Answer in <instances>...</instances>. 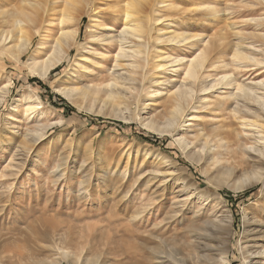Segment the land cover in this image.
<instances>
[{
    "label": "rangeland",
    "instance_id": "obj_1",
    "mask_svg": "<svg viewBox=\"0 0 264 264\" xmlns=\"http://www.w3.org/2000/svg\"><path fill=\"white\" fill-rule=\"evenodd\" d=\"M12 1L10 6L17 4V0ZM122 1L90 0L87 7L89 14L78 26L82 30L79 41H89V30L99 34L101 31L97 25L106 20L104 24L112 25L117 18L115 11L123 5ZM166 1L175 8L169 12L168 9L160 13L153 11L152 14L165 20L158 24L160 28L168 27V33L181 29L204 40L219 31L233 34L230 25L234 29L236 27V31L254 33L255 27L246 26L244 21L264 16V5L256 0ZM52 2L48 0L50 5ZM209 6L220 11L218 20ZM59 12L60 9L55 16L44 17V22L38 26L41 35L35 37L33 47L24 57L25 62L18 64L8 56L4 58L0 50V89L9 81L12 83L10 95L0 105V264H88L90 261L92 264H157L156 258L167 253L171 264H176L181 257L188 260L198 258L203 252L195 247L188 229L197 225L198 220L199 224L204 220L201 216L196 217V210L176 215L180 209L177 202L181 198L176 192L179 187H184V182L186 185L198 184L205 189L210 197L207 204L211 208L213 205L212 209H227L232 215L231 228L215 234L218 238L213 243V255L220 257V252L227 251L230 264H247L248 253L244 248L249 245L248 251H256L253 245L258 235L254 228L259 224L264 227V186L257 180L245 182L243 179V173H248L249 162L243 149L246 144H254V136L250 133L237 139L233 163L226 164V167L236 165L241 171L221 181L212 179L211 175L205 176L202 166L190 160L173 135H159L145 126L150 117L155 118L162 110L160 105L141 111L136 105L126 109L118 101L116 107L120 109L115 107L116 114L126 118L121 120L109 114L110 108L105 110L109 114L105 117L99 115L96 107H90L88 102L65 98L57 89L64 84L87 83L90 79L80 75L98 74L99 59L91 57L90 63H86L83 54L77 57V51L73 50L51 77L39 80L33 76L26 62L37 54L42 41L47 43L40 55L46 57L51 49L50 42L61 32ZM158 25L152 22L155 36ZM121 26L119 24L117 29ZM259 29L264 33V27ZM194 42L202 48L203 44L197 40ZM196 53L198 49L173 52L187 59ZM211 70L213 68H209L204 76L208 77L205 84L214 79L215 72ZM236 72H233V77H238V83L254 85L264 81L262 66L260 69L250 67ZM178 75L177 78L184 79L182 73ZM33 79L46 86L34 83ZM30 95H36L44 102L41 118L25 111L24 99ZM208 96L211 101L216 100L212 92ZM69 108L73 109L72 112ZM136 108L138 114L135 113ZM202 112L195 111V115L189 117L194 118L185 124L182 134L193 137V133L209 131L220 123H229L235 136L242 133L243 129L232 118L230 111L218 112L220 116L218 113L212 116L209 112ZM61 117L65 121L63 124L49 128L37 144L29 142L42 125L55 123ZM195 117L200 118L195 120ZM20 144L23 148L19 147ZM162 159L176 165V186L162 175L165 171ZM159 163L161 166H158ZM244 183L249 185L236 189ZM19 254L21 257H15Z\"/></svg>",
    "mask_w": 264,
    "mask_h": 264
},
{
    "label": "bare ground",
    "instance_id": "obj_2",
    "mask_svg": "<svg viewBox=\"0 0 264 264\" xmlns=\"http://www.w3.org/2000/svg\"><path fill=\"white\" fill-rule=\"evenodd\" d=\"M52 1L50 5L48 0H17L16 5L10 6L12 0H4L3 2L0 0V50H2L4 58L8 56L18 64L25 62L24 57L29 54L33 47L35 37L41 35L39 31L41 28L38 26L46 15L55 16L57 10L60 9L59 24L62 27L59 31L61 32L58 37L50 42L51 49L46 53V57L40 55L47 43L42 41L39 42L37 54H34L26 62L33 76L39 80L51 77L52 73L71 56L73 50L77 51V57L83 54L82 57L86 63H90L91 57L97 58L99 59L97 63L99 65L98 74L80 75V77L90 80L87 83L64 84L57 89L58 92L70 101L78 100L90 103V107H96L95 111L99 115H105L106 117L111 113L119 119L121 118V120H126V118L122 117L120 113L116 114L115 107L118 101L125 108L136 105L140 110L149 106L159 107L160 105L162 110L158 115L156 114L155 118L150 117L145 126L159 135H173L176 142L179 143V147L183 149L190 160L202 166V172L205 176L211 175L212 179L221 181L223 178L234 176L237 171H241V168L237 170L236 165L226 167V164L233 163L232 157H235L236 147H238L237 139L249 136L251 133L255 141L254 144H246L243 149L244 153L248 155L249 161L247 163L248 173H243V179H245V182L257 180L264 186V81L254 83V85L252 83L242 84L238 83V77H233V72L235 71V74H237L236 70L239 69L243 71V69L250 67L260 69L262 66L264 68V33L259 29L264 27V16L244 21L246 26L255 27L254 33L236 31V27L234 29L233 25H230L233 34L229 35L228 32L224 34L219 31L213 36H209L208 40H204L200 36L189 34L181 29L168 33L169 28L165 25L164 29L160 28L158 24H162V21L165 20H162L163 18L159 15L155 18V15L152 14L154 12L160 13L163 9L165 11L168 9L169 12L175 8L173 3V6H171L166 0H123V5L115 11L117 18L113 21V24H104L107 20L98 24V30L101 31L99 34L89 30V41L85 43L79 41L82 30L78 29V26L83 18L89 14L87 7L90 0ZM256 1L264 5V0ZM209 10L213 12L216 20H218L220 11L213 6H209ZM164 15L162 14V16ZM152 20L155 25L159 26L156 36L153 35L156 30L155 26H152ZM119 24L122 26L117 29ZM114 32L117 34H114ZM231 37L234 39H231ZM196 40L203 44L202 48L198 47L197 42H194ZM165 47H168V49L165 50ZM179 49L186 51L198 49V53L187 59L178 56V54H173ZM81 68L86 71L84 66H81ZM209 68H213L215 75L212 81L209 79L210 83L205 84L208 77L204 78V76ZM180 73L184 75L183 80L177 78ZM170 74L173 77H168ZM11 85L12 83L9 81L0 89V105L5 103L6 98L10 95ZM210 92L216 97L214 102L208 96ZM24 100L25 111L41 118L44 114L41 111L44 106L43 100L36 95H30ZM98 105H101V107ZM137 108L136 112L134 111L135 113H137ZM106 109L110 110L109 114V110L105 113ZM195 111L209 112L208 114L212 116L214 113L230 111L232 118L238 121L239 126L243 129L242 133L235 136L229 123H220L209 131L201 130L193 133V137L182 134V128L194 118L189 117L195 115ZM64 122V118L61 117L55 123L40 125L41 128L33 133L35 135L32 138L30 137L29 142L32 145L37 144L49 128ZM19 147L23 148L21 144ZM161 164L165 167L162 175L167 179L169 178L168 180L171 181L172 185L176 186V183L178 184L176 165L170 160H163ZM161 164L159 163L158 166H161ZM13 171L12 173L15 174ZM178 175L180 176V174ZM163 182L165 183V181ZM184 183V187L178 186L179 190L176 192L181 197L180 200L178 199L179 201L177 200L180 209L176 215L179 216L196 210L194 213L196 217L201 216L204 220L202 224H199L200 220H198L197 225L188 229L194 239L193 241L196 243L195 247L200 248L203 254H200L198 258L193 257L189 260L181 257L176 264H230L227 251L220 252V257L216 254L213 255V252H215L213 243L218 238L215 235L216 232L231 228V213H228L227 209H216L217 207L212 209L213 205L211 208L207 204L210 197L205 189H202L198 184L186 185ZM244 184L236 189H242L249 185L245 184L244 186ZM217 189H219L218 186ZM160 196L162 198V194ZM200 212L202 215L198 214ZM254 230L258 235L254 239L256 240L254 245L252 244L256 247V251H248L249 245L245 246L244 250L248 253L246 263L264 264V227L259 224ZM185 231L187 232V230ZM167 255H160L159 258H156L157 264H171ZM15 257L19 258L21 254ZM90 262L88 264H92ZM36 264H43V262Z\"/></svg>",
    "mask_w": 264,
    "mask_h": 264
},
{
    "label": "trees",
    "instance_id": "obj_3",
    "mask_svg": "<svg viewBox=\"0 0 264 264\" xmlns=\"http://www.w3.org/2000/svg\"><path fill=\"white\" fill-rule=\"evenodd\" d=\"M59 68H60V67H59ZM59 68H58V69H59ZM58 69H56V70H58ZM33 82H34V83H38L39 85H42L43 87L46 86V84L42 83L41 81H39V80H37V79H33ZM60 100H62V99H60ZM62 101H63V100H62ZM63 102H64V104H67L66 101H63ZM69 109H70V111L72 112L73 109H71V108H69Z\"/></svg>",
    "mask_w": 264,
    "mask_h": 264
}]
</instances>
